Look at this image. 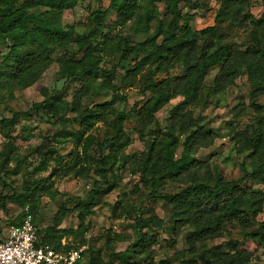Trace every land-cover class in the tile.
Segmentation results:
<instances>
[{
	"label": "rangeland",
	"instance_id": "1",
	"mask_svg": "<svg viewBox=\"0 0 264 264\" xmlns=\"http://www.w3.org/2000/svg\"><path fill=\"white\" fill-rule=\"evenodd\" d=\"M109 2L79 0L74 8L63 11L62 24L67 29L72 28L74 37L87 35L95 23L88 21L89 14L104 10ZM156 6L159 20L166 22L170 19L166 4L157 3ZM218 7L219 0H189L187 4L181 1L179 23H187L193 30H200L214 23ZM150 9L147 0H137L134 17L123 25H115V15L110 13L101 20V30L108 32L110 42L130 39L135 34V27L141 25L139 16L150 13ZM248 14L254 17L263 15L264 0H252L250 7L243 9L240 27L223 25L225 40L234 47L246 41V29L250 24ZM157 23L158 20L149 23V32L154 31ZM98 39L101 40V37ZM34 50L33 47L25 48V52ZM64 51L60 47H49L51 62L37 82L27 87L15 86L9 93L5 91L0 96V120L10 118L15 111L19 112L16 122L7 127V131L15 136L16 157H12L8 165L0 169V196H7L0 207V239L22 217L23 205L19 196L27 193L25 187L32 180H41L44 192L30 189L28 193L31 206H35L32 213L38 230L44 233L52 227L49 238L53 242L60 241L70 249L83 248L84 264H217L215 252L232 255L239 251L248 253V264H264V246L247 235L258 231L260 222L264 220V163L247 147L248 140L254 135L257 118L264 114V94L252 95L246 70L228 79L226 86L216 94L207 93L206 89L201 88L193 101L178 107L177 113L172 114L171 110L182 102L183 97L175 92L152 116L142 118L147 111L146 105L153 101L150 93L142 90L145 74L148 72L154 82L177 78L175 81L180 86L184 84L187 61L176 62L166 72H157L156 64H151L133 78L125 75L126 70L139 59L133 55L120 61V53L114 51L105 56L83 59L79 68L95 62L106 69L115 67L112 84L120 99L113 107L129 113L123 123L129 143L120 151V155L127 156V160L123 164H115L104 178L100 171L98 142L111 132V126L104 121L97 122L84 134L79 144L62 134L64 129L77 130L79 112L84 115L87 109L93 110L95 104L110 100L113 91L103 89L99 85L100 79L86 81L63 76L60 64ZM68 51L76 54L77 59L82 55L76 42L69 44ZM7 53V46L0 41V63ZM220 70V67L210 69L203 85L214 86V78ZM55 94L60 98L58 113L50 115L31 109L34 103ZM72 101H75L79 112L72 110ZM61 102L68 106L63 107ZM188 117H191V122L198 119V123L211 135L198 140L193 154L185 155L181 144L186 133H182L179 126L187 128ZM169 128L173 129L179 140L172 152L176 165L192 158L194 162L175 175L158 179L156 187L152 183L144 186L137 170L152 161H156L157 167L163 166L162 160H158L165 156L160 139L168 137ZM27 133L30 136L25 139ZM86 137L89 138V145L84 150ZM6 141L0 131V159ZM152 143L154 145L150 149ZM34 148H37L39 155L32 153ZM102 152L106 154L108 147L103 148ZM17 158L21 161L19 172L11 174L10 169L14 168ZM44 161L48 163L47 169L35 171L34 168ZM255 167L263 170H256ZM260 173L263 177L259 176ZM146 176L150 175L146 173ZM218 179L241 188L245 195L243 200H248L247 203L251 204L255 198V207L259 211L254 215L252 209L243 206V211H237V218L228 219L222 215L223 209L220 212L213 209L216 203L220 207L223 200L228 199L227 191L220 189L216 198L203 199L202 214L192 207L186 211L188 219L178 221L173 202L163 195L177 194L197 183L213 187ZM96 185L101 188L110 185L111 189L88 201V195ZM46 191L52 197L46 196ZM59 208L61 210L58 211ZM196 216L200 217L201 226L209 229L192 237ZM217 219L220 222L216 228ZM137 230L138 234L145 233L146 239L152 240V243H148V257L133 255L131 251L117 255L134 242ZM202 253L206 261L201 260ZM221 258L224 260V255Z\"/></svg>",
	"mask_w": 264,
	"mask_h": 264
},
{
	"label": "trees",
	"instance_id": "2",
	"mask_svg": "<svg viewBox=\"0 0 264 264\" xmlns=\"http://www.w3.org/2000/svg\"><path fill=\"white\" fill-rule=\"evenodd\" d=\"M78 1L0 0V41L4 42L8 48V53L3 56L0 63V96L2 92L7 91L9 93L15 86L27 87L35 84L51 62L48 54L49 47L56 46L64 49V58L60 64V73L63 76L73 79H85L86 81L100 79L99 85L103 89L113 91L110 100L95 104L94 109H87L84 115H82L81 111H77L75 101H72V110L79 112L80 115L79 128L77 130L64 129L62 134L64 137L73 138L75 143L79 144L84 134L92 129L97 122L104 121V123H108L111 126V132L98 142L100 148L98 153L101 165L100 171L103 172L102 176L104 178L106 177L105 173L108 170L112 171L115 164H123L127 160V156L120 155V151L129 143V137L125 134L123 128V123L129 117V113L113 107L114 103L120 99L115 92V85L112 84L115 67L106 69L100 66L99 62H95L92 65L79 68L83 59L94 58L97 55L105 56L112 54L114 51L120 53V61H125L128 55H133L139 59L125 73L126 76L133 78L148 65L156 64L157 72H166L176 62L183 59L186 60L183 85H177L175 81L177 78H165L154 82L148 72L145 74L142 90L144 92L148 91L153 101L146 105L147 111L142 115V118L152 116L160 105L167 102L175 92L183 97L182 102L171 110L172 114L177 113L178 107L186 102L193 101L201 88V90L206 89L207 93L216 94L218 90L226 86L228 79L240 73L243 69L246 70L252 95L264 94V14L259 17L248 14L250 24L246 29V41L238 47H234L232 43L226 41V36L222 32L224 24L233 27L241 26L243 19L240 17V13H242L243 9L250 7L252 0H219L214 23L200 30H193L187 23L181 25L179 23L181 19L179 3L184 1L187 4L189 0H147L151 5L150 13L139 16V24L141 25L138 28L137 26L135 27V34L130 39L117 40L115 42H110L108 32L104 33L101 30L103 25L101 20L110 13H114L115 21L113 23L115 25H123L134 17L137 0H110L107 8L102 11L95 10L89 14L88 21L95 22L92 30L87 35L74 37L72 28L67 29L62 24L61 15L63 11L74 8ZM157 3H164L167 6L170 19L166 22L157 18ZM38 8L43 9L41 11H31ZM154 20H158V23L154 31L149 32L148 25ZM177 29H179L178 32H176ZM98 37H101V40ZM71 42H76L78 50L82 51L79 59L75 58L76 54L68 51V46ZM27 47H33L35 50L25 52ZM215 67L221 68L220 73L214 78L215 85L204 86L205 77L210 69ZM59 99L58 94L49 96L39 103H34L31 109L44 111L50 115L56 114L59 109ZM61 103L63 107L68 106L64 102ZM18 116L19 112L15 111L10 118H2L0 120L1 134L7 139L6 147L0 159V169L4 165H8L12 157H16L15 136L7 131V127L13 125ZM187 121V128L180 125L179 129L182 133H186L181 144L182 152L185 155H190L195 151L198 140L209 137L211 132L204 129L203 125L198 123V119L191 122V117H188ZM167 131L168 137L160 139V144L165 148V156H161L158 160H162L163 166L157 167L156 161H152L149 165L147 162L143 168H138L137 170L144 186L152 183L156 187L158 186V179L163 180L175 175L180 170L187 169L194 162V158H192V160L185 161L181 165H176L172 152L178 146L179 140L173 129L169 128ZM29 136V133H27L24 138L27 139ZM87 137L85 138L84 150L89 145V138ZM153 145L154 143L150 144L149 148H153ZM105 147H108V152L103 154L102 149ZM247 147H250L252 152L260 157L261 163H264V114L257 118L254 135L248 140ZM32 153L39 155L37 148H34ZM76 157L74 156V158ZM20 163L21 161L17 158L14 168L10 169L11 174L19 172ZM47 165V161H44L34 170L38 172L46 170ZM107 165L108 167H106ZM255 169L263 170V168L257 167ZM146 173L150 176L147 177ZM259 176L263 177V174L260 173ZM42 182L41 180H32L25 187L27 193L19 196L21 204L24 206L29 203L32 212L35 206H31L28 193L30 189L44 192ZM110 189V185L102 188L100 185H96L90 191L88 201L96 199L99 194H105ZM220 189L227 191L228 199L223 200V204L220 207L216 203L213 209L218 212L223 209L222 215L228 219L237 218V211H243V206L252 209L254 215L259 211L255 207L257 203L255 198L251 204L247 203L248 200H243L245 195L241 188L231 186V183L219 179L213 187H209L204 183H197L181 190L177 194H164L163 197L173 202L175 216L178 217V221L183 222L188 219L186 211H190L192 207H196L199 213L202 214L201 204L203 199L205 197L210 199L211 196L216 198ZM46 196L52 197L47 191ZM6 198L7 196H0V207ZM20 220L21 218L14 224H18ZM219 222V219L215 221L216 228ZM193 223L194 231L191 233L192 237L199 236L209 229V227L201 226L199 216H196ZM259 227L258 231L249 232L247 235L252 239L258 240L264 246V220L260 222ZM50 230H53V228H48L44 233L38 230L44 243L55 249L71 250L64 246L63 243L61 244L60 241L53 242L49 238ZM136 233L138 234L139 230ZM146 238L147 235L145 233L138 234L126 251L117 255H124L127 251H131L133 255L147 258L148 243H152V240L151 238L149 240ZM201 250H204V248H201ZM215 253L218 259L216 260L217 264H248L247 252L239 251L232 255L224 252ZM221 255H224V260ZM201 260L206 261L203 253L201 254ZM78 264H84V261L81 260ZM89 264L95 263L90 262Z\"/></svg>",
	"mask_w": 264,
	"mask_h": 264
},
{
	"label": "built area",
	"instance_id": "3",
	"mask_svg": "<svg viewBox=\"0 0 264 264\" xmlns=\"http://www.w3.org/2000/svg\"><path fill=\"white\" fill-rule=\"evenodd\" d=\"M22 213L19 223L12 224L0 239V264H78L83 260V248L64 251L42 241L29 203Z\"/></svg>",
	"mask_w": 264,
	"mask_h": 264
},
{
	"label": "crops",
	"instance_id": "4",
	"mask_svg": "<svg viewBox=\"0 0 264 264\" xmlns=\"http://www.w3.org/2000/svg\"><path fill=\"white\" fill-rule=\"evenodd\" d=\"M6 234H7V233H6ZM6 234H5V235H6Z\"/></svg>",
	"mask_w": 264,
	"mask_h": 264
}]
</instances>
